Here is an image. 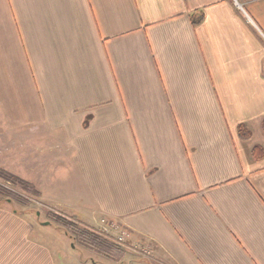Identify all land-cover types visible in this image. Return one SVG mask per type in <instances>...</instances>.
I'll list each match as a JSON object with an SVG mask.
<instances>
[{"label": "crops", "instance_id": "0c3cea01", "mask_svg": "<svg viewBox=\"0 0 264 264\" xmlns=\"http://www.w3.org/2000/svg\"><path fill=\"white\" fill-rule=\"evenodd\" d=\"M263 116L264 0H0V170L125 264H264ZM17 224L0 264H68Z\"/></svg>", "mask_w": 264, "mask_h": 264}, {"label": "rangeland", "instance_id": "374dc122", "mask_svg": "<svg viewBox=\"0 0 264 264\" xmlns=\"http://www.w3.org/2000/svg\"><path fill=\"white\" fill-rule=\"evenodd\" d=\"M0 187H4L7 191L15 193L28 200L27 203L23 204L14 200L6 193L0 194V247L7 245L5 244V239H3L6 235L2 236V232L9 231L10 228L15 227L17 223L11 221V218H16L20 222L18 223L21 226L20 229H22L23 226V230L27 232L28 239L33 240L34 236H37L41 242L51 243L55 250L63 251L61 254L62 257L70 254L68 264L71 261L77 263L78 258H81L87 264H92V262H95L96 264H114L112 261L99 256L78 244L74 238L66 233L65 228L61 224L56 223L48 217V213L60 216L61 218L71 221L80 227L87 228L90 231H92V229L96 230L97 228L103 230L104 226L101 222L100 227L86 226L80 223L75 216L67 215L57 208L50 207L40 198V196L29 194L18 181L10 182L0 177ZM113 221L129 231L128 228L120 222L116 220ZM17 241H15V243ZM59 261L61 262V260ZM126 262L127 259L126 261L122 259L119 264H125Z\"/></svg>", "mask_w": 264, "mask_h": 264}, {"label": "trees", "instance_id": "16d2710c", "mask_svg": "<svg viewBox=\"0 0 264 264\" xmlns=\"http://www.w3.org/2000/svg\"><path fill=\"white\" fill-rule=\"evenodd\" d=\"M261 129L264 132V116L261 120ZM237 131L238 135L243 139H247L250 136V132L243 124H239L237 126ZM262 154L263 149L261 146L253 147L252 156L254 158L259 159ZM0 177L10 182L18 181L29 194L39 196V192L33 187V185L26 181L20 180L15 176L7 174L2 170H0ZM2 193L8 194L14 200L20 203L25 204L28 202L26 198L19 196L15 193L9 192L4 187H0V194ZM48 217L56 223L61 224L65 228L66 233L72 238H74V240L84 248L112 262L120 263L122 261L125 255V250L115 246L102 236L97 235L94 232L88 230L87 228L80 227L79 225L66 219H63L55 214L48 213Z\"/></svg>", "mask_w": 264, "mask_h": 264}, {"label": "built area", "instance_id": "2783aa9c", "mask_svg": "<svg viewBox=\"0 0 264 264\" xmlns=\"http://www.w3.org/2000/svg\"><path fill=\"white\" fill-rule=\"evenodd\" d=\"M100 222L104 226V229L100 230L97 228L96 230L92 229V231L123 250H130L136 253L147 254L148 248L140 250L136 248V246H130L127 243L130 232L120 226V224H117V222L107 218H101Z\"/></svg>", "mask_w": 264, "mask_h": 264}]
</instances>
